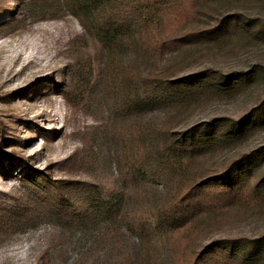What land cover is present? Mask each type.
Segmentation results:
<instances>
[{
  "label": "rangeland",
  "instance_id": "1",
  "mask_svg": "<svg viewBox=\"0 0 264 264\" xmlns=\"http://www.w3.org/2000/svg\"><path fill=\"white\" fill-rule=\"evenodd\" d=\"M216 5L222 13L255 21L264 32V0H220ZM75 12L67 0H0V264H126L127 257L137 264H171L175 248L168 236H154L153 227L148 231L153 237L143 234L166 195L145 169L147 137L141 132L149 120L141 119L137 128L122 112L117 63L85 33ZM262 68L264 34L234 48L183 52L166 61L160 74L176 80L209 69L250 74ZM263 102L264 73L240 92L188 111L173 125L182 131L251 114L254 128L210 161L213 171L223 172L243 155L264 149L263 113L256 112ZM88 151L91 162L85 166ZM134 162L137 170L130 168ZM79 181L113 203L109 236L103 233L106 225L70 229L47 213L43 197ZM263 235L264 210L232 213L202 232L199 244Z\"/></svg>",
  "mask_w": 264,
  "mask_h": 264
},
{
  "label": "trees",
  "instance_id": "2",
  "mask_svg": "<svg viewBox=\"0 0 264 264\" xmlns=\"http://www.w3.org/2000/svg\"><path fill=\"white\" fill-rule=\"evenodd\" d=\"M67 1L76 9L74 15L85 33L101 42L117 63L122 112L134 126L149 120L147 130L141 132L147 137L142 147L144 166L165 187L166 195L154 222L148 229L143 227L145 239L153 237L150 227L154 236L166 234L175 248L171 264H264V235L199 244L202 232L213 230L232 213L264 210V149L243 155L223 172L209 167L212 159L254 128L251 114L237 122L215 120L182 131L173 125L216 96L240 92L264 69L250 74L209 69L176 80L160 74L166 61L183 52L234 48L241 40H259L264 32L255 21L222 13L216 5L220 0ZM256 112L264 118V102ZM155 118L160 122L154 123ZM90 152L83 159L85 166L90 165ZM138 166L134 162L130 168ZM60 190L56 196L43 197L47 213L57 222L76 230L102 224L107 226L104 236L113 233V203L97 198L93 185L69 182ZM72 192L77 202L69 198ZM125 263L137 264L129 257Z\"/></svg>",
  "mask_w": 264,
  "mask_h": 264
}]
</instances>
